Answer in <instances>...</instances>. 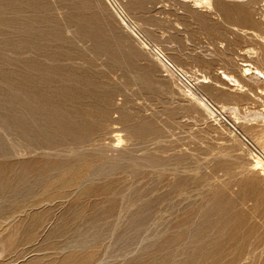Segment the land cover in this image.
I'll use <instances>...</instances> for the list:
<instances>
[{
	"label": "rangeland",
	"instance_id": "obj_1",
	"mask_svg": "<svg viewBox=\"0 0 264 264\" xmlns=\"http://www.w3.org/2000/svg\"><path fill=\"white\" fill-rule=\"evenodd\" d=\"M195 1L0 0V264H264V0Z\"/></svg>",
	"mask_w": 264,
	"mask_h": 264
},
{
	"label": "built area",
	"instance_id": "obj_2",
	"mask_svg": "<svg viewBox=\"0 0 264 264\" xmlns=\"http://www.w3.org/2000/svg\"><path fill=\"white\" fill-rule=\"evenodd\" d=\"M119 9L121 13H123L122 9ZM153 50L158 55V57L163 60L165 65L174 74V76L180 82H182L186 88H188L189 90L194 88L193 80L190 79V76H188L181 68L175 65L159 48L153 47ZM210 106L228 123V126L232 129V131L237 134V136H239V138L252 150V152L257 156L262 157V159L264 160V150L253 144L251 140H249L241 130H239L234 124H232L216 106L211 103Z\"/></svg>",
	"mask_w": 264,
	"mask_h": 264
},
{
	"label": "bare ground",
	"instance_id": "obj_3",
	"mask_svg": "<svg viewBox=\"0 0 264 264\" xmlns=\"http://www.w3.org/2000/svg\"><path fill=\"white\" fill-rule=\"evenodd\" d=\"M197 2H198V4H206V5H208V7L210 6H212V2H211V0H196ZM195 1V2H196ZM204 2V3H203ZM252 68L251 67H247V68H245V70L246 71H250ZM254 69V72H256V73H258V75L260 74L261 76H264V71L263 70H261L260 68H258V67H254L253 68ZM29 76V75H28ZM33 77V76H32ZM224 77H226V78H228V77H230V76H228V75H226V76H224ZM61 81V80H60ZM66 81V80H65ZM27 82V81H26ZM46 83V82H45ZM64 85V84H63ZM33 87V86H32ZM34 88V87H33ZM36 88V87H35ZM42 89V88H41ZM37 90H39V89H37ZM42 91V90H41ZM10 92V91H9ZM38 92V91H37ZM36 93V92H35ZM36 94H40V93H36ZM55 94V93H54ZM20 96V95H19ZM41 97V96H40ZM57 97V96H56ZM43 98H46V97H43ZM45 103V102H44ZM24 106V105H23ZM28 108V107H27ZM48 110V109H47ZM48 113V112H47ZM76 113V112H75ZM35 119V118H34ZM60 124V123H59ZM27 128V127H26ZM54 130V129H53ZM35 133H36V131H35ZM246 136V135H245ZM247 137V136H246ZM31 138V137H30ZM248 138V137H247ZM120 139V138H119ZM118 139V140H119ZM249 139V138H248ZM121 140V139H120ZM250 140V139H249ZM252 142V141H251ZM62 143V142H61ZM253 143V142H252ZM72 144V143H71ZM254 144V143H253ZM259 157V156H258ZM255 164H256V166L257 167H262V163H261V161H260V159L258 158V159H256L255 160V162H254ZM264 167V166H263ZM65 173V172H64ZM77 177V176H76ZM77 180V179H76ZM54 184V183H53ZM42 189V188H41ZM57 196V195H56ZM60 197V196H59ZM54 201V200H53Z\"/></svg>",
	"mask_w": 264,
	"mask_h": 264
}]
</instances>
